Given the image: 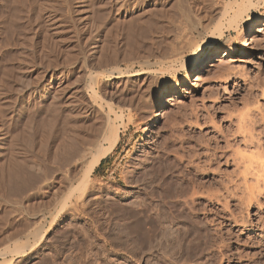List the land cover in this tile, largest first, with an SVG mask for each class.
<instances>
[{
	"label": "rangeland",
	"instance_id": "rangeland-1",
	"mask_svg": "<svg viewBox=\"0 0 264 264\" xmlns=\"http://www.w3.org/2000/svg\"><path fill=\"white\" fill-rule=\"evenodd\" d=\"M211 1L0 0V132L7 134L5 144L8 132L42 117L35 108L42 100L30 91L41 90L49 73L57 85L84 88L76 94L72 116L62 100L56 101L57 122L76 123L93 133L97 126L106 131L108 120L120 132L91 174L94 188L81 214L65 209L58 215L50 189L34 188L27 196L9 193L7 145L0 146V264H264V168L255 181V163L264 158V131L254 109L259 104L264 109V3L248 14L255 32H246L244 54L205 66L201 80H194L189 67L184 80L180 62H169L171 70L169 63H161L177 49L187 59L190 50L184 47L188 43L190 48L193 39L199 47L208 42L215 23ZM237 35L231 30L224 38L242 49ZM220 44L215 49L222 55ZM162 79L175 80L182 96L161 99L156 89ZM92 96L102 108L91 105ZM244 100H254V106ZM249 126L252 133H247ZM183 198L193 207L181 203ZM21 247L24 252L17 253Z\"/></svg>",
	"mask_w": 264,
	"mask_h": 264
},
{
	"label": "bare ground",
	"instance_id": "bare-ground-1",
	"mask_svg": "<svg viewBox=\"0 0 264 264\" xmlns=\"http://www.w3.org/2000/svg\"><path fill=\"white\" fill-rule=\"evenodd\" d=\"M82 1V0H81ZM211 1V0H210ZM47 2V1H46ZM119 2V1H118ZM123 2V1H122ZM212 2V1H211ZM50 3V2H49ZM183 3V2H182ZM208 3V2H207ZM261 3H264V0H214L213 4V14L215 13V18L213 16V20L215 21V23H212L214 25H212L211 30L209 31V40L207 42L208 47L211 48H215L216 43L221 42V47L223 48V53L222 55H218L215 56L214 58H209L206 61L202 62L199 69L194 73L195 75V81H199L201 80V77L203 75V70L205 66H211V65H215V64H219L218 62H222L226 59L227 56H240L242 54H244L245 49H246V44L247 41L245 40L246 38V32L250 31V32H255V30L253 29L252 26V21L251 18L248 16V14L251 13L252 8H255L254 6H258ZM104 4V3H103ZM119 4V3H118ZM117 4V5H118ZM121 4V3H120ZM49 5V4H48ZM47 5V6H48ZM106 5V4H105ZM186 5V4H185ZM207 5V4H206ZM69 6V5H68ZM73 6V5H72ZM71 6V7H72ZM118 6H122V5H118ZM256 6V7H257ZM259 7V6H258ZM264 7V6H261ZM116 8V7H115ZM168 9V8H167ZM210 9V8H209ZM264 9V8H263ZM58 10V9H57ZM63 10V9H62ZM156 10V9H155ZM185 10V9H184ZM211 10V9H210ZM256 10V9H255ZM188 11V10H187ZM92 13V12H91ZM151 13V12H150ZM165 13V12H164ZM51 14V13H50ZM205 14V13H204ZM178 15V14H177ZM208 15V14H207ZM206 15V16H207ZM57 18V17H56ZM143 18V17H142ZM189 18V17H188ZM195 18V17H194ZM54 19V18H53ZM191 19V18H190ZM211 19V20H212ZM258 19V18H255ZM199 20V19H198ZM201 20V19H200ZM212 20V22H213ZM139 21V20H138ZM203 21V19H202ZM223 21L225 22L226 26V31H224L223 26ZM158 23V22H157ZM185 23V22H184ZM200 23V22H199ZM211 23V22H210ZM208 23V25L210 24ZM98 24V23H97ZM194 24V23H193ZM206 24V22H205ZM184 25V24H183ZM203 31H206L209 27L206 24L203 25V23L201 24ZM153 26V25H152ZM181 26V25H180ZM200 26V24L198 25ZM210 26V25H209ZM155 27V26H154ZM195 27V26H194ZM204 27H206L204 29ZM242 27V29H241ZM182 29V28H181ZM234 31L236 34H238V38L241 42V45L243 46L242 49H236L234 43L231 41V39L229 38H224L225 37V32H230V31ZM183 31V30H182ZM200 32V31H199ZM206 33V32H205ZM191 35V34H190ZM200 35V34H199ZM231 35V34H230ZM227 36V34H226ZM194 37V36H192ZM185 39V38H184ZM191 39V38H190ZM184 41V40H183ZM187 41V40H186ZM191 41V40H190ZM197 41V40H196ZM181 42V41H180ZM193 44L189 42V44H192V46L189 48L188 43L186 44L187 49L184 47L185 44H183L181 42V46L184 47L185 50H190V53H192L193 51L199 49L200 47L196 44H194L195 40H192ZM201 42V41H200ZM188 45V46H187ZM196 45V46H195ZM94 46V45H93ZM180 46V47H181ZM195 46V47H194ZM182 47V50H184ZM178 48V47H177ZM176 48V49H177ZM61 49V48H60ZM97 49V48H96ZM218 49V48H217ZM178 51H175V53L173 51L170 57H167L166 61L161 62L162 64L165 63H172V62H180V68L182 67V69H185V75L183 76L184 80L187 79V67H190V61H189V57L187 59L186 56H183V52H179V49H177ZM62 51V50H61ZM169 51V50H168ZM164 52V51H163ZM167 52V51H166ZM188 52V54H190ZM238 53V54H236ZM166 54V53H165ZM171 54V53H170ZM186 54V53H185ZM79 55V54H78ZM168 55V54H167ZM166 55V56H167ZM69 56V55H68ZM165 57V56H164ZM26 58V57H25ZM160 58V57H159ZM24 59V58H23ZM158 59V58H157ZM161 60V59H159ZM163 60V59H162ZM32 62V61H31ZM62 62V61H61ZM159 62V63H160ZM225 62V61H224ZM227 62V61H226ZM225 62V63H226ZM33 63V62H32ZM93 63V62H92ZM147 63V61H146ZM157 63V62H156ZM160 63V65H162ZM169 63V64H170ZM17 64V63H16ZM149 64V63H148ZM175 64V63H173ZM178 64V63H177ZM147 65V64H146ZM157 65V64H156ZM224 68H225V64ZM229 65V64H228ZM28 66V65H27ZM166 66V65H165ZM164 66V67H165ZM168 66V65H167ZM173 67V66H172ZM61 68V67H60ZM227 69H229L228 67H226ZM84 69V68H83ZM167 69L171 70V64H170V68L168 67ZM166 69V71H168ZM120 70V69H119ZM176 71V69H173ZM223 70V69H222ZM225 71V70H224ZM230 71V70H229ZM232 71V70H231ZM230 71V73H231ZM113 72V71H112ZM116 72V71H115ZM221 72V70H220ZM223 72V71H222ZM45 73V72H44ZM121 73V72H120ZM169 73V72H168ZM174 73V71H173ZM226 73V71H225ZM228 73V71H227ZM229 73V74H230ZM239 73V72H238ZM50 75L48 78V81L46 83H44V85L42 84L41 88V92L38 89H35L32 92V96L37 95L38 100H42L40 102L39 105H37L35 108L37 109L36 112H38L37 115L42 116L40 117V119H38L39 121H37V119L35 121H37L36 123H32L34 120H32V122L30 121V115L27 114V116H29V120L25 122L23 128H21V131L18 132H12V130L10 132H8L9 134V141H7V144H5V139H6V133H2L0 132V146L1 145H7L5 148V152H6V163L8 162L7 165V182L8 183V191L11 194H27L29 193L28 191H33L34 188H38L41 190V188H44L46 191H48L47 189H50V196L52 197V202H54L53 204V208L55 211H57L58 215L59 213L65 211V209L68 211L71 210L75 213H84V209L86 206L85 203V198L88 195V190L91 189V187H93V183L91 181V174L94 171V169L100 164V162L106 158L108 156V154L111 152V150L114 148V146L117 144V141L119 139V130L115 126L112 124L108 123L107 120V126L105 125L106 122H103L105 127H107L106 131H102V129H99V127L97 126V130L95 129L93 133H85L83 131V129H81L82 126H78L76 127V123H73V125H69V124H65L66 122H57L58 118H57V109L59 110V108H57L55 105L56 101L62 100V105L63 107L68 110L69 112L72 110H74L76 108L77 103V97L76 94L83 90L84 88H75V89H70L66 83L63 84H58L55 82L56 79L54 78V74L52 75L51 73H49ZM81 74V73H80ZM89 74V73H88ZM97 74V73H96ZM133 74V73H132ZM138 73L133 74V75H129L130 77H135L137 76ZM46 75V76H47ZM125 75V74H124ZM168 75V74H167ZM175 75V74H174ZM228 75V74H227ZM84 76V75H83ZM82 76V77H83ZM97 76V75H96ZM216 76V75H215ZM222 76V75H221ZM89 77V76H88ZM126 77V76H125ZM189 77V76H188ZM223 77V76H222ZM101 78V77H100ZM121 78L120 76H113V79H118ZM129 78V77H127ZM214 78V77H213ZM77 79V78H76ZM221 79V78H220ZM219 79V80H220ZM112 80V79H111ZM89 81V80H88ZM95 81V80H94ZM100 81V80H99ZM26 82V80H25ZM28 82V81H27ZM91 82V81H90ZM102 83V82H101ZM187 83H190L189 81ZM37 84V83H36ZM56 84V85H55ZM79 84V83H78ZM111 84V83H110ZM141 84V83H140ZM123 85V84H122ZM261 85V84H260ZM41 86V85H40ZM87 86V85H86ZM91 86V85H90ZM90 86H87V88L92 89ZM28 87V86H27ZM71 87V86H70ZM85 87V86H84ZM123 87V86H122ZM18 88V87H17ZM39 88V87H38ZM178 91L176 92V96L174 97H170L167 99V101H174V99H177L179 97L182 96V90L178 85ZM263 89V87H262ZM260 89V90H262ZM255 92V91H254ZM16 93V92H15ZM77 94V95H78ZM249 94V93H248ZM247 94V95H248ZM251 94V93H250ZM262 94H264V90L263 92L261 91V97L263 96ZM30 95V93H29ZM100 95V94H99ZM112 95V94H111ZM256 95V94H255ZM260 95V94H259ZM253 96V95H252ZM31 97V96H30ZM36 97V96H35ZM249 97V96H248ZM256 97V96H255ZM23 98V97H22ZM28 98V97H27ZM90 103L93 107H97L99 105H97V101L99 100L98 97L96 96H92L90 97ZM246 98V97H245ZM257 98V97H256ZM255 98V105L259 104V100L256 101ZM49 99L50 102H49ZM36 100V99H34ZM53 100L55 102H53ZM247 100V98H246ZM244 100V104L245 101ZM252 100V99H251ZM80 101V100H79ZM100 101V100H99ZM14 102V101H13ZM247 103H250L252 101L249 102L246 101ZM254 102V100H253ZM252 102V105L254 106ZM242 105V104H241ZM247 105V104H246ZM251 105V104H250ZM88 106V105H87ZM245 106V105H243ZM242 106V107H243ZM101 107V105L99 106ZM252 107V106H251ZM262 105L259 104V106H257L256 108L254 107V109H256V111L258 110L261 114L258 115L260 116L259 119L260 122L262 124H259V128L260 131H264V109H261ZM20 108V107H19ZM102 108V107H101ZM100 108V109H101ZM244 108V107H243ZM263 108V107H262ZM24 109V108H23ZM30 109V108H29ZM63 109V108H62ZM245 109V108H244ZM250 109V108H248ZM253 109V108H252ZM27 110V109H26ZM35 110V109H33ZM57 114L56 116L54 115V112ZM76 110V109H75ZM78 110V109H77ZM243 110V109H242ZM53 112L52 114L50 113ZM60 111V110H59ZM66 111V112H68ZM85 111V110H84ZM241 111V110H240ZM29 112V111H27ZM64 112V111H62ZM65 112V113H66ZM244 112V111H243ZM248 112V111H247ZM246 112V113H247ZM255 112V111H254ZM257 112V113H259ZM67 114V113H66ZM74 114V112L71 114V116ZM99 114V113H98ZM101 114V113H100ZM244 114V113H243ZM242 114V116H243ZM248 114V113H247ZM10 115V114H9ZM44 115L48 116V121L45 124V120H44ZM69 115V114H68ZM77 115V113H76ZM91 115V114H90ZM15 116V115H14ZM35 116V115H34ZM46 116V117H47ZM62 116V115H61ZM64 117L65 114H63ZM99 116V115H98ZM102 116V115H101ZM245 116V115H244ZM243 116V117H244ZM247 116V115H246ZM74 117V116H73ZM76 117V116H75ZM103 117V116H102ZM16 118V117H15ZM18 118V117H17ZM38 118V117H37ZM67 118V117H66ZM70 118V117H68ZM251 118V117H250ZM76 119V118H75ZM244 119V118H243ZM62 120V119H61ZM66 120V119H65ZM64 120V121H65ZM71 120V119H70ZM106 120V119H105ZM104 120V121H105ZM249 120V119H248ZM255 120V117H254ZM253 120V121H254ZM257 120V121H259ZM34 121V122H35ZM59 121V120H58ZM63 121V120H62ZM72 121V120H71ZM252 121V122H253ZM256 121V120H255ZM77 122V121H76ZM235 122V121H234ZM248 122V121H247ZM32 123V124H31ZM257 124V123H256ZM32 125L33 129H32ZM81 125V124H80ZM83 125V124H82ZM102 125V126H104ZM88 126V125H87ZM86 126V127H87ZM239 126V125H238ZM89 127V126H88ZM87 127V128H88ZM236 127V126H235ZM234 127V128H235ZM252 127V126H251ZM249 126L250 129L247 130L248 132L253 131V128H251ZM103 128V127H102ZM122 128V127H121ZM12 129V128H11ZM241 129H247V128H241ZM33 130V131H32ZM89 130V129H88ZM92 130V129H91ZM31 131L34 132L31 134ZM42 131V132H41ZM245 131V130H244ZM237 132V131H236ZM241 132V131H240ZM40 133V135H39ZM246 133V132H245ZM252 133V132H251ZM254 133V132H253ZM262 133V132H261ZM264 133V132H263ZM234 134V132H233ZM232 134V135H233ZM259 134V133H258ZM39 135V136H38ZM241 135V134H240ZM39 140L38 139V137ZM247 136V135H246ZM248 137V136H247ZM247 137H245L246 139H248ZM252 137V136H251ZM261 137V134H260ZM263 137V134H262ZM261 137V138H262ZM231 138V137H230ZM256 138V137H255ZM245 139V140H246ZM250 139V138H249ZM252 139V138H251ZM254 140V139H253ZM252 140V141H253ZM218 141V140H217ZM250 141V140H249ZM249 141L247 140L246 143ZM256 141V139H255ZM254 141V142H255ZM258 141V140H257ZM259 142H261L259 140ZM237 143V142H236ZM252 143V142H250ZM258 143V142H257ZM255 145V144H254ZM253 145V146H254ZM261 145V144H259ZM230 146V145H229ZM258 146V144L255 145V147ZM247 148V147H246ZM261 148V147H260ZM253 149V148H252ZM255 149V148H254ZM258 149V148H257ZM248 150V149H247ZM250 151V150H249ZM252 151V150H251ZM258 151V150H257ZM259 151H261L259 149ZM263 151V150H262ZM146 153V152H145ZM233 153V152H232ZM264 153V152H261ZM235 154V153H234ZM238 154V153H236ZM240 155V154H239ZM152 156V155H151ZM232 156V154H231ZM235 156V155H234ZM238 156V155H237ZM236 156V157H237ZM254 156V155H252ZM252 156H250L249 158H252ZM42 157L43 160H40V158ZM44 157V158H43ZM39 158V159H38ZM141 158V157H140ZM260 157V161H257L255 163V168L257 169L256 173H255V181L258 182L259 178L262 177V170L264 168V158ZM214 159V158H213ZM226 159V158H225ZM40 160V161H39ZM144 160H146L144 158ZM227 160V159H226ZM240 160V159H239ZM243 160V159H242ZM250 160V159H249ZM149 161V160H148ZM241 161V160H240ZM3 162V161H2ZM232 162V161H231ZM237 162V161H236ZM251 162V161H250ZM143 163V162H142ZM253 163V162H251ZM153 164V163H152ZM250 165V164H249ZM252 165V164H251ZM238 167V166H237ZM156 168V167H155ZM246 169H248L247 167H245ZM251 168V167H250ZM150 169V168H149ZM158 169V168H157ZM155 169V170H157ZM240 169V168H239ZM238 169V170H239ZM245 169V170H246ZM151 170V169H150ZM154 170V171H155ZM232 170V169H231ZM242 170V169H241ZM244 170V176L245 173L247 174L248 170H246L245 172ZM152 171V170H151ZM250 171V170H249ZM140 172V171H139ZM159 172V171H158ZM239 172V171H237ZM132 173V172H131ZM147 173V172H146ZM152 172H150L151 174ZM240 173V172H239ZM250 173V172H249ZM262 173V174H261ZM145 174V173H144ZM159 174V173H158ZM141 175V174H140ZM156 175V174H155ZM227 175V174H226ZM138 176V174H137ZM150 177V176H149ZM238 177V176H237ZM5 179V180H6ZM148 179V178H147ZM242 180V179H241ZM127 181V180H126ZM150 182V181H149ZM40 185H39V184ZM155 183V182H154ZM220 183V182H219ZM38 184V187H35V185ZM171 184V183H170ZM243 184V183H242ZM151 185V184H150ZM155 185V184H154ZM157 185V184H156ZM6 186V185H5ZM162 187V186H161ZM94 188V187H93ZM227 188V186H226ZM264 188V187H263ZM181 189H186V188H181ZM39 190V191H40ZM43 190V189H42ZM167 190V189H166ZM252 190V189H251ZM48 191V192H49ZM184 191V190H183ZM181 191V193L183 192ZM193 191V190H191ZM27 192V193H26ZM38 192V190H37ZM92 192V191H91ZM168 192V191H167ZM186 192V191H184ZM228 192V191H227ZM225 192V193H227ZM252 192V191H251ZM250 192V196L251 198L256 195H251L253 193ZM41 193V192H40ZM165 193V192H164ZM170 193V192H169ZM180 194V192H178ZM188 192H186L185 194H187ZM257 193V192H256ZM44 194V192H43ZM150 194V193H149ZM184 194V193H183ZM197 194V192H196ZM165 195V194H164ZM178 195V194H177ZM182 195V194H181ZM195 195V194H194ZM227 195V194H226ZM248 195V194H247ZM258 196L260 195V192H258L257 194ZM22 196V195H21ZM27 196V195H26ZM155 196V195H154ZM166 196V195H165ZM164 196V197H165ZM171 196V194H170ZM187 196V195H183L182 197ZM39 197V196H38ZM50 197V199H51ZM158 197V196H157ZM169 197V196H168ZM195 197V196H194ZM257 197V196H255ZM253 197V198H255ZM10 198V197H9ZM46 198V197H45ZM96 198V197H95ZM163 198V196H162ZM17 199V198H16ZM49 199V200H50ZM166 199V198H165ZM184 199V198H183ZM182 199V200H183ZM187 199H189L187 197ZM186 198L181 202L184 203V205L188 206V207H193L192 203H190V199L189 201ZM47 200V198H46ZM181 200V197L180 199ZM250 198L248 199V204L250 202ZM253 200V199H252ZM11 201V200H10ZM51 201V200H50ZM224 201V200H223ZM49 202V201H48ZM97 202V201H96ZM165 202V201H164ZM252 202V201H251ZM51 203V202H50ZM50 203H47L48 205ZM168 203V202H167ZM14 204V203H13ZM17 204V203H15ZM225 204V203H224ZM51 205V204H50ZM114 205V204H113ZM190 205V206H189ZM227 205V203H226ZM146 206V205H145ZM180 206V205H179ZM178 206V207H179ZM185 208H188L186 207ZM4 207V206H3ZM143 207V206H142ZM147 207V206H146ZM149 207V206H148ZM226 207V206H225ZM181 208V207H180ZM190 208V209H191ZM14 210V209H13ZM147 211V210H146ZM66 212V211H65ZM70 212V211H69ZM148 212V211H147ZM189 212V211H188ZM64 213V212H63ZM141 213V212H139ZM33 214V213H32ZM35 214V213H34ZM143 214V213H142ZM162 214V213H161ZM136 217V216H135ZM176 217V216H175ZM40 218V217H39ZM38 219V218H37ZM41 219V218H40ZM234 219V218H233ZM38 221V220H36ZM39 222V221H38ZM35 223V222H34ZM51 223V222H50ZM55 223V222H54ZM39 226H37L38 228ZM42 227V226H41ZM28 229V228H27ZM39 229V228H38ZM37 230V229H36ZM38 233V232H36ZM36 233L34 235H36ZM197 233V232H196ZM199 233V232H198ZM207 234V233H206ZM201 235V234H200ZM211 236V235H210ZM34 237V236H33ZM204 237V236H203ZM183 238V237H182ZM198 238V236H197ZM194 239V237H193ZM200 239V238H199ZM195 240V239H194ZM198 241V240H197ZM191 244V243H190ZM193 244V243H192ZM201 244V243H200ZM197 245V244H195ZM205 245V244H204ZM3 246V245H2ZM169 246V245H168ZM194 246V245H193ZM210 246V245H209ZM200 247V246H199ZM6 248V247H5ZM4 248V249H5ZM20 248V247H19ZM17 249V248H16ZM197 249V248H196ZM17 253H23V249L21 247V249L16 250ZM15 251V252H16ZM201 251V249H200ZM2 254V253H0ZM11 254V253H10ZM5 255V254H4ZM200 255V254H199ZM5 264V263H4Z\"/></svg>",
	"mask_w": 264,
	"mask_h": 264
},
{
	"label": "snow or ice",
	"instance_id": "snow-or-ice-1",
	"mask_svg": "<svg viewBox=\"0 0 264 264\" xmlns=\"http://www.w3.org/2000/svg\"><path fill=\"white\" fill-rule=\"evenodd\" d=\"M219 52L215 48L208 47L205 43L201 47L189 54L190 67L189 72L195 73L202 62L209 58L218 56ZM178 83L173 79H162L156 89V92L160 95L161 99L167 95H171L173 91H178Z\"/></svg>",
	"mask_w": 264,
	"mask_h": 264
}]
</instances>
